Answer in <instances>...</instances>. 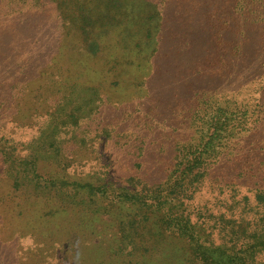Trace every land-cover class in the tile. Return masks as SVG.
<instances>
[{
    "label": "trees",
    "instance_id": "trees-1",
    "mask_svg": "<svg viewBox=\"0 0 264 264\" xmlns=\"http://www.w3.org/2000/svg\"><path fill=\"white\" fill-rule=\"evenodd\" d=\"M47 1L60 29L54 26V46L38 62L58 101L38 117L47 123L82 88L93 91V106L122 104L135 91L150 95L111 110L102 137L96 129L94 139L76 135L69 150L61 132L49 133L52 120L35 151L20 157L33 177H45L44 186L61 176L70 183L68 197L105 201L99 203L105 214L93 213L76 234L104 236L107 245L120 239L132 254L168 256L171 264H181L180 253L182 264L212 255L256 264L264 255V0ZM161 79L166 96L154 88ZM102 147L124 178L107 175L108 168L100 173ZM64 204H45V227L69 231L64 217L79 212ZM120 213L125 217L118 219Z\"/></svg>",
    "mask_w": 264,
    "mask_h": 264
},
{
    "label": "rangeland",
    "instance_id": "rangeland-1",
    "mask_svg": "<svg viewBox=\"0 0 264 264\" xmlns=\"http://www.w3.org/2000/svg\"><path fill=\"white\" fill-rule=\"evenodd\" d=\"M32 1L0 0V264H171L168 256L163 261L159 256H155V253H146L143 250H136L132 254V248L120 239L107 245L104 236L98 235V238H95L92 232L80 237L75 230L86 224L93 213L101 211L105 214V209L102 210L99 206V203L105 204V201L97 204L85 197H68L65 191L70 183L61 176H49L52 181L44 186L45 177L43 179L33 177L30 174L31 167L21 162L20 157L31 155L37 148L38 141L35 139L37 137L43 139L47 129L53 128L52 120L56 129H50L49 133L61 132L63 150H69V141L76 135H80V139L83 137L94 139L96 129L102 137L103 126L109 128L106 114L111 110L117 111L120 107L137 105L139 102L143 104L150 98L144 90L135 91L126 97L128 101L122 100L124 101L122 104L120 102L110 106L101 100L93 106L88 104V99L94 98L93 91L82 88L74 91L69 96L71 100L60 109L59 115L55 114L53 118H48L47 123L46 119L38 117L40 112L45 115L46 108L54 111L58 101L55 92L50 86H46V78L44 76L40 78L42 68L38 61L41 56H47L46 52H51L57 35L54 26L57 25L59 29L60 27L59 21L52 16L56 10L55 5L47 0H38L40 5L36 7ZM42 10L44 14L41 15ZM39 22H42L41 29L37 28ZM156 40L155 36L146 42ZM67 46H70V43ZM142 77L143 74L140 78ZM131 80L133 83V79ZM163 80L154 85L159 96L167 94L163 89L166 90L164 87L168 85L164 86ZM185 82L186 80H183L181 83ZM22 93L27 97L23 103L20 102ZM40 93H44V96L38 99ZM54 95L57 97L54 98ZM103 100L107 101L105 98ZM78 114L83 117L79 123L80 127L70 129L73 119ZM64 121L66 125L60 129V124ZM72 131H75V134L71 133ZM51 141V138H48L45 143L49 144ZM101 151L103 158L97 165L100 173L108 168L107 175L124 178L122 168H118L115 162L112 167L109 165L111 153L109 149L102 147ZM39 157L42 159V154H39ZM113 158L115 157H110L111 161ZM66 162L73 163V160L66 158ZM54 189L59 192H55ZM48 202H64L68 212H71L70 207L78 210L79 216L69 213L63 219L62 225L68 227V232L64 233L62 229L59 233L51 225L45 227V222L40 220L45 211L42 209ZM49 208L47 205L50 213L56 212L54 208ZM81 212H86V215L80 214ZM110 214L112 213L106 215L110 217ZM120 216L125 217L124 213H120L117 218H121ZM79 217L82 219L81 223ZM93 227L99 231L101 228L106 230L102 223L95 222ZM113 230L121 235L117 224ZM122 230L124 236L127 231ZM27 236L32 237L33 243L25 242L21 245V239ZM100 249L101 255L98 252ZM183 249L184 256L188 258L190 251L187 252L185 245ZM180 260L182 264L181 253ZM241 263L242 261L238 262ZM198 264L234 262L212 255L204 263ZM256 264H264V255L258 258Z\"/></svg>",
    "mask_w": 264,
    "mask_h": 264
},
{
    "label": "clouds",
    "instance_id": "clouds-1",
    "mask_svg": "<svg viewBox=\"0 0 264 264\" xmlns=\"http://www.w3.org/2000/svg\"><path fill=\"white\" fill-rule=\"evenodd\" d=\"M25 242L33 243L32 237L31 236H27V237L22 238L21 241H20L21 245H24Z\"/></svg>",
    "mask_w": 264,
    "mask_h": 264
}]
</instances>
